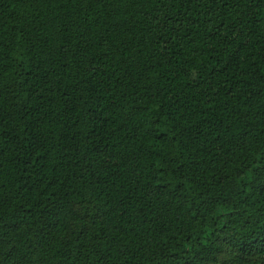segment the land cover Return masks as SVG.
<instances>
[{
    "label": "trees",
    "instance_id": "obj_1",
    "mask_svg": "<svg viewBox=\"0 0 264 264\" xmlns=\"http://www.w3.org/2000/svg\"><path fill=\"white\" fill-rule=\"evenodd\" d=\"M0 264H264V0H0Z\"/></svg>",
    "mask_w": 264,
    "mask_h": 264
}]
</instances>
